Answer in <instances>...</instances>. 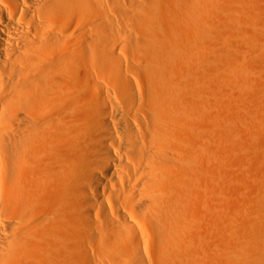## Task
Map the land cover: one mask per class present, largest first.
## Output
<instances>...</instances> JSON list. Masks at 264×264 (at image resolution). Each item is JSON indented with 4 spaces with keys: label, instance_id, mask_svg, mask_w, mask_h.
<instances>
[{
    "label": "bare ground",
    "instance_id": "6f19581e",
    "mask_svg": "<svg viewBox=\"0 0 264 264\" xmlns=\"http://www.w3.org/2000/svg\"><path fill=\"white\" fill-rule=\"evenodd\" d=\"M257 2L0 0V264H264V99L232 121L214 94L248 52L264 68ZM221 124L262 150L244 230L198 243Z\"/></svg>",
    "mask_w": 264,
    "mask_h": 264
},
{
    "label": "rangeland",
    "instance_id": "374dc122",
    "mask_svg": "<svg viewBox=\"0 0 264 264\" xmlns=\"http://www.w3.org/2000/svg\"><path fill=\"white\" fill-rule=\"evenodd\" d=\"M258 1L256 4V8L253 10L252 8H249V13L251 15L247 16V18L245 17L242 21L240 20L242 24L241 27H247L248 24L250 25H255L254 22L252 21V19L255 17L257 18L259 21H260V24L258 23L257 25H255V27L258 28V25H261L263 27V10H264V0H256ZM263 7V8H262ZM243 18V17H242ZM262 21V22H261ZM245 22V23H244ZM262 23V24H261ZM246 25V26H245ZM259 26V27H261ZM260 29V28H258ZM262 30V28H261ZM263 41H264V36L261 38ZM245 44V43H244ZM243 45V44H242ZM241 45V46H242ZM244 46V45H243ZM242 46V47H243ZM247 48L246 52L249 51V47L248 46H244L243 49ZM247 54V53H246ZM249 54V52H248ZM246 55V59H243V60H239V58L237 59V66L235 67V70H239L238 72L236 71V73H234V70L233 72H231L230 74L226 73V75L224 74L223 75V81L224 83H221L223 86H221V84L219 83L218 86L216 84V92H214V94H217V96L220 98V100L224 103L225 105V108L223 110V113H222V110H221V113L219 111V114H220V118L221 117H225V116H229L232 118V121L235 119V118H238L240 115V118H243V114H246L248 112V108L247 105H249L248 107L250 108L249 109V113L250 112H255L254 109H256V105H261V101L264 99L263 98V93H264V87H263V81H264V78H262L261 76H264L263 72H264V68L262 67L263 65V62L260 60H255L254 58H251L252 56L251 55ZM238 57V56H237ZM236 57V58H237ZM244 57V58H245ZM249 57V58H248ZM123 60H124V63L126 64V62H130V60L125 57V56H122ZM248 59V60H247ZM239 61H242L241 63H239ZM239 63V64H238ZM234 64V65H235ZM238 65H240L238 67ZM252 65V67H251ZM237 68V69H236ZM263 68V69H262ZM242 69V70H241ZM252 69V70H251ZM263 70V71H262ZM249 72V73H248ZM239 74V75H238ZM229 76V77H228ZM248 78H247V77ZM225 77V78H224ZM221 82V80L219 81ZM226 85V88L227 90H229L228 92L230 93V95L226 94H222L221 91V87H224ZM220 85V87H219ZM219 87V88H218ZM250 87V88H249ZM221 88V89H220ZM220 89V90H219ZM253 91V92H252ZM221 93V94H220ZM224 95V97H223ZM239 96V97H238ZM248 98H247V97ZM253 97V98H252ZM236 99V100H235ZM251 99V100H250ZM261 100V101H260ZM228 102V103H225V102ZM253 101V103L251 102ZM254 101H258V104ZM232 102V103H231ZM261 104H260V103ZM229 103H231V106H229ZM234 103L236 105H234ZM256 103V104H255ZM228 104V105H226ZM233 104V105H232ZM238 104V105H237ZM254 108L251 110V107L252 106ZM229 106V107H228ZM234 106V107H233ZM235 106H238L237 109L238 111H232L234 110V108L236 109ZM227 109H230L229 110V114L232 112V113H235L234 115L231 114L228 115V112L226 113V110ZM242 109V110H241ZM259 109V108H258ZM247 110V111H246ZM251 110V111H250ZM257 110V109H256ZM261 110V109H260ZM259 110V111H260ZM258 111V110H257ZM256 111V112H257ZM248 113V114H249ZM227 114V115H226ZM260 114V115H259ZM262 111L261 113L259 112L257 115L254 114V117L258 119L260 118V116H262ZM224 115V116H223ZM238 117H236V116ZM235 116V117H234ZM264 118V116H262ZM261 117V118H262ZM262 118V119H263ZM228 119L231 120L230 118L226 117L225 120ZM258 130L261 132L262 130V133L261 134L260 132V137L262 135H264V128L261 126V129H259V125H261L262 121L264 120H258ZM224 119L221 120V123L224 122L223 121ZM227 121V120H226ZM225 121V122H226ZM260 122V123H259ZM225 124V123H224ZM224 124H221V127L219 128H215L213 131H211V137L210 139L212 138V140H209V146L207 147H204L203 148V154L205 152L206 155H204V157H206V162H208L210 164V167H214V168H217L216 167V164L218 163V167H220L221 171L220 170V175L217 177V179L215 178L214 180H211V181H205L203 184L205 186L203 187H208V191H206V188L203 189L204 191L202 192L203 193V197L201 198H198V202L197 205L195 206V213L198 214L196 215V219L199 220V221H195L198 225L195 227V231H197L196 233L194 232V237H196L197 235V239L198 241L201 239V240H206L208 239V241L212 242L213 241V238H211L209 236V233L211 235V231H212V236H213V233H216L218 231L222 232L224 231V224L226 222V216L227 217H230L232 219V221H234L233 223L234 224H241V230L243 231L244 230V226L245 224L247 223V209H246V201H247V175L249 173V168H250V161L252 159L251 156L254 155V152H258L257 150H262V144L259 146L261 147V149L257 146L254 147V144L253 142L250 145V141H252L251 137L247 134L246 131H244L243 129L240 130V132H238V135L235 139V142L233 145H230V146H227L226 148H223V147H220V145H218V142L216 139H218L219 137V134L222 130H224V127H222V125ZM257 128V126H256ZM257 130V131H258ZM238 131V130H237ZM243 132H246V133H243ZM246 134V135H244ZM241 135V137H240ZM250 138H249V137ZM246 137V138H245ZM263 137V136H262ZM213 138H216V139H213ZM250 139V141H249ZM263 139V138H262ZM262 139L260 138V143H263ZM213 143V144H212ZM211 144H212V148H211ZM223 148V149H222ZM232 148V149H231ZM242 148V149H241ZM253 150H252V149ZM215 149V150H214ZM256 149V150H255ZM223 150V151H222ZM255 150V151H254ZM229 151V153H227ZM219 152V153H218ZM223 152V153H222ZM253 153V154H252ZM220 154V155H219ZM218 157H217V156ZM223 155V156H222ZM251 155V156H250ZM209 157V158H208ZM251 157V159H250ZM208 158V159H207ZM213 158L214 159H217L218 160H215V164L213 163ZM222 158V159H221ZM226 158V159H225ZM221 159V160H219ZM224 159V161H222ZM218 161V162H217ZM220 161V163H219ZM245 163V164H244ZM229 164V165H228ZM244 164V165H242ZM235 166V167H234ZM242 166V167H241ZM241 167V168H240ZM240 168V170L238 169ZM233 169V170H232ZM248 169V170H247ZM216 170V169H215ZM231 171V172H230ZM234 171V172H233ZM225 172V174H224ZM238 173V174H237ZM247 173V175H246ZM242 174V175H241ZM228 175V176H227ZM231 175V176H230ZM206 176V175H205ZM237 176V177H235ZM207 177V176H206ZM220 177V178H219ZM225 178V179H224ZM229 178V179H228ZM241 178V179H240ZM228 179V180H227ZM233 179V180H232ZM227 181V182H226ZM208 182V183H207ZM224 182V183H223ZM230 182V183H229ZM234 184H233V183ZM212 183V184H211ZM216 183V185H215ZM218 183V184H217ZM233 185H232V184ZM206 184H208L206 186ZM212 185V187H211ZM225 187H224V186ZM229 187V188H228ZM237 187V188H236ZM212 188V189H210ZM227 189V190H225ZM212 191V192H211ZM204 192H205V196H204ZM222 193V194H221ZM228 193V194H227ZM245 195H244V194ZM215 196V197H214ZM210 197V199H209ZM225 197V198H224ZM227 197V198H226ZM244 197V198H243ZM213 200H212V199ZM219 198V199H218ZM204 199V200H203ZM222 199V200H221ZM241 199V200H240ZM206 200V201H205ZM227 200V201H226ZM232 200V201H231ZM213 201V202H212ZM238 201V202H237ZM237 202V203H236ZM200 203V204H199ZM220 205H219V204ZM224 203V204H223ZM236 203V204H235ZM241 204V205H240ZM215 207V208H214ZM245 207V208H244ZM203 210H201V209ZM222 208V209H221ZM199 209V210H197ZM205 209V210H204ZM241 209V210H240ZM199 211V212H198ZM214 211V212H213ZM235 211V212H234ZM245 211V212H244ZM227 212V213H226ZM230 214H229V213ZM243 213V214H242ZM212 214V216H211ZM217 214V215H216ZM245 214V216H244ZM205 215V216H204ZM204 218H203V217ZM217 216V217H215ZM218 216L219 219H218ZM242 218V219H241ZM234 219V220H233ZM245 219V220H244ZM200 222V223H199ZM236 222V223H235ZM195 223V224H196ZM202 223V224H201ZM201 225L200 227V231L198 230L199 229V226ZM198 227V229H197ZM212 227V228H211ZM203 228V230H202ZM217 228V229H216ZM214 231V232H213ZM199 236H200V239H199ZM202 237V238H201ZM204 237L206 239H204ZM210 239V240H209ZM197 241V242H198ZM207 241V240H206ZM198 243H201V241H199Z\"/></svg>",
    "mask_w": 264,
    "mask_h": 264
}]
</instances>
